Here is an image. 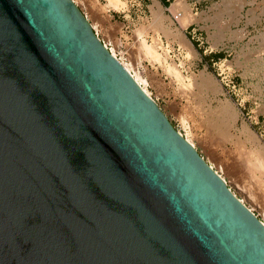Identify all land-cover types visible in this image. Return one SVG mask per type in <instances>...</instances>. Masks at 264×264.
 Instances as JSON below:
<instances>
[{
	"label": "water",
	"instance_id": "1",
	"mask_svg": "<svg viewBox=\"0 0 264 264\" xmlns=\"http://www.w3.org/2000/svg\"><path fill=\"white\" fill-rule=\"evenodd\" d=\"M0 264H264V222L75 0H0Z\"/></svg>",
	"mask_w": 264,
	"mask_h": 264
},
{
	"label": "rangeland",
	"instance_id": "2",
	"mask_svg": "<svg viewBox=\"0 0 264 264\" xmlns=\"http://www.w3.org/2000/svg\"><path fill=\"white\" fill-rule=\"evenodd\" d=\"M77 1L85 14H89L93 20H96V17H98L100 22L106 25L109 33L115 40L107 41L109 47L113 48L117 56L127 61L134 72L140 75L151 95L159 102L177 129L185 135L190 133L191 140L195 143L204 158L227 180L233 192L264 221V202L260 198L261 195L252 186L253 179L246 169L248 163L246 162L248 158L247 147H240L239 144H234L231 141H225V143L223 141L219 143L218 141L217 144V141L215 142L212 138H209V134H212L213 131L209 132L206 125L199 128L197 122V119L202 118L201 120H203L205 116L207 118L208 115H211L210 109L216 110L218 108V99H229L239 112V125L247 124L250 130L255 132L264 143V0H248L254 2H247L242 6L243 16L237 24L236 20L230 17L233 12L224 6L227 4L225 1L228 0H224V2L222 0H159L164 4L163 9L164 14L167 16V21H173L169 22L172 28L183 30L190 42L192 41L191 44H193L192 46L196 54L198 53L196 57H187L184 50L178 46V43L168 40L167 35L161 33V43L164 46L166 45V47L169 46L168 53L166 51L168 59L172 62L174 61L184 75H189L192 72L198 74L201 72L200 70H206L213 79L217 80L216 82L222 85L223 93L208 90L203 94L200 93L202 96L199 93V95L195 94L196 88H194L193 92L189 91L187 99L181 96L180 91H177L180 90L178 82L169 73L167 74L164 67L158 63H152V61L142 56L141 49H138L140 46L137 41L139 39L136 36L137 29H142L144 33L146 30L148 35L146 33L145 35L150 41L153 40V36L156 34V30L151 22V6H146L152 0H145V6L139 11L135 10L134 14L130 12L132 17L129 16L128 18L134 20L133 22L136 24L141 22L140 26L137 24L136 28V24H132L125 27L124 31L121 29L119 31L110 26V21L104 18L105 15L100 9H97L98 0ZM99 1L102 3L106 2L105 0ZM172 5L173 12L179 20L172 15ZM215 5H219L220 7L218 8ZM211 6L212 8H210ZM221 7H224L225 10ZM221 13L223 14L221 15ZM111 14L118 21H125L126 16H124L123 11H112ZM126 14H129V12ZM168 17L170 18L169 20ZM95 25L99 31V25ZM227 25L229 26L227 27ZM241 27H244V30L247 32L244 38L240 39L239 36H236L231 39V30ZM220 32L226 38L213 48L211 34L218 35ZM121 33L123 34L122 36ZM261 34H263L262 38ZM105 37H108L107 33ZM216 54L219 56H216ZM209 80L211 84L214 81L211 78ZM200 104L203 105L201 106ZM203 111H207L208 115H206L207 112L204 114ZM193 112L194 114H192ZM201 115L202 117L200 118ZM184 117L188 122L187 124L183 121ZM245 156L247 157L245 158Z\"/></svg>",
	"mask_w": 264,
	"mask_h": 264
},
{
	"label": "bare ground",
	"instance_id": "3",
	"mask_svg": "<svg viewBox=\"0 0 264 264\" xmlns=\"http://www.w3.org/2000/svg\"><path fill=\"white\" fill-rule=\"evenodd\" d=\"M105 3H102L98 0V8L102 11V13L105 15V17H108L112 11H123L128 13L129 12V2L128 0H105ZM224 2V0H222ZM221 1V2H222ZM154 4H150V11L152 12V18H151V22H152V26H154L155 30H156V34H154L155 36H153V40L150 41L147 36L145 35V33L142 31V29H137V33L136 36L138 37L139 40H137L139 42V46L138 49H141L142 52V56L146 57L147 59H149L150 61H152V63L154 64H160L164 67V69L166 70L167 74L169 73V75H171L177 82L179 85V89L177 90L178 92H181V96H183L184 98L187 97L189 91L193 92V89L196 88V92L197 93H204L208 90H213L216 91V93H220L222 92V85L218 82H216V79H213V77L210 75V73H208L206 70H200L201 72L197 73H190L189 75H184L179 68L177 67V65L174 63V61H170L167 57L166 51L168 53V47H166V45L164 46L161 43V39H160V35L161 33H165L167 35V37L169 38L168 40L173 41L178 43V46L181 47L184 52L186 53L187 57H196V51L193 48V44H191L190 40L187 38L185 32L183 30H178V29H174L172 28V26L170 25L171 22H173L172 20L170 21L169 17L167 21V16L164 14V9L162 7V5L160 4V2L158 0H153ZM227 2L226 5V9L231 10V12H233L230 17H233L234 20H236V24L237 22H239L243 16L242 11L243 8L242 6L245 5V3L250 2L253 3L254 1H248V0H228L225 1ZM97 4H95L97 6ZM215 4V3H214ZM219 4V2H218ZM220 5V4H219ZM216 6V7H220V6ZM215 7V8H216ZM241 7V8H240ZM212 8V6L210 7ZM222 8V7H221ZM224 8V7H223ZM222 8V9H223ZM252 9V8H251ZM213 10V9H212ZM225 10V8H224ZM221 10V11H224ZM218 11V10H217ZM171 12L172 15L176 18V14L173 12V5L171 6ZM205 12V11H204ZM214 13V12H213ZM223 13H221L222 15ZM87 16V15H86ZM169 16V15H168ZM88 17V16H87ZM211 17V16H210ZM203 18V16H202ZM200 18V19H202ZM256 18V17H255ZM231 19V20H233ZM179 20V19H178ZM218 20V19H217ZM249 20V19H248ZM91 21V20H90ZM170 22V23H169ZM230 22V21H229ZM248 22V21H247ZM251 22V21H250ZM217 23V22H216ZM228 23V21H227ZM234 24V23H233ZM93 25V24H92ZM145 25V24H144ZM143 25V26H144ZM94 26V25H93ZM140 26V25H139ZM149 26V25H147ZM229 25H227L228 27ZM146 27V26H145ZM143 28V27H142ZM227 29V28H226ZM237 29V28H236ZM231 30V36L230 38L232 39L233 37L239 36L240 39L244 38V36L246 35V30H244V27L239 28L237 30ZM96 30V29H95ZM148 31V29H147ZM153 32V31H152ZM260 33V32H259ZM264 33V32H263ZM147 34V33H146ZM209 34V33H208ZM99 35V34H98ZM135 35V34H134ZM148 35V34H147ZM261 38L263 37V34H261ZM135 36V37H136ZM128 37V35H127ZM226 37L224 35L221 34V32L218 35H215L214 33L211 34V39H212V45L213 48L218 46L221 42H223V40ZM229 38V39H230ZM137 39V38H136ZM263 40V39H262ZM134 41V40H133ZM136 41V40H135ZM105 43V42H104ZM132 43V42H131ZM262 43V42H261ZM106 44V43H105ZM169 44V43H168ZM108 46V44H106ZM125 45V44H124ZM135 47V46H134ZM132 47V48H134ZM178 47V48H179ZM108 48L111 50V52L117 57L116 52L114 51L113 48L109 47ZM243 48V47H242ZM134 50V49H133ZM136 50V49H135ZM197 50V49H196ZM198 51V50H197ZM232 51V50H231ZM243 55V54H242ZM247 55V54H246ZM245 55V56H246ZM185 56V55H184ZM138 57V56H137ZM140 58V56H139ZM143 58V57H142ZM244 58V57H243ZM120 61L124 64V66L132 73V75L134 76V78L138 81V83L146 90V92L148 94L151 95L150 91L148 90V88L145 85L144 80L140 77L139 74H137L136 72H134V70L132 69L131 65L125 61L124 59L119 58ZM140 62V60H139ZM245 64V63H243ZM140 65V64H139ZM226 65V64H225ZM241 65V64H240ZM157 66V65H156ZM145 67V66H144ZM231 67V66H230ZM205 68V67H204ZM188 69V68H187ZM139 71V70H138ZM209 78H211V80H214L213 83H210ZM173 81V79H171ZM209 80V83H208ZM215 84V86H214ZM177 85V87H178ZM212 88V89H211ZM195 91V90H194ZM191 92V93H192ZM223 93V92H222ZM198 94V95H199ZM200 94V95H202ZM190 95V94H189ZM152 96V95H151ZM193 96V95H192ZM203 96V95H202ZM200 97V96H199ZM228 97V96H227ZM194 98V97H193ZM211 98V97H210ZM187 99V98H186ZM190 99V98H189ZM200 99H202L200 97ZM204 99V98H203ZM209 99V98H208ZM205 100V99H204ZM219 100V105H218V110L216 109H210V111L212 112L211 115H208L207 111H203L204 114L205 112H207L205 118H203V120H201L202 115L200 116L201 119H197L199 128L202 126L206 125V128L209 130V132L213 131L215 133L212 132V134H209V138H212L215 142L218 141L220 143V141H223V143H225V141H231L234 142V144H239L240 147H247V155L248 158L245 160L247 163L246 169L248 170V173L251 174V178L253 179V187L256 191H258V194L261 195V199L264 202V143L260 140V137L253 131L250 130L249 126L247 124H243V125H239V112L237 110V107H235L233 105V103L229 100V99H218ZM191 101V100H190ZM205 102V101H204ZM188 103V102H187ZM196 103V102H195ZM194 103V104H195ZM207 103V102H206ZM210 103V102H209ZM190 105V104H189ZM193 105V104H192ZM201 105V104H200ZM203 105V104H202ZM201 105V106H202ZM210 105V104H209ZM196 106V105H195ZM259 106V105H258ZM187 107V106H186ZM197 107V106H196ZM204 107V106H203ZM207 107V106H206ZM189 108V107H188ZM258 108V107H257ZM198 109V108H197ZM196 109V110H197ZM264 109V108H263ZM188 110V109H187ZM190 110V109H189ZM201 110V109H200ZM191 111V110H190ZM209 111V113H210ZM218 111V112H217ZM186 112V110H185ZM202 112V111H201ZM183 113V112H182ZM219 113V114H218ZM191 114V113H188ZM194 114V112L192 113ZM191 114V115H192ZM200 115V114H198ZM183 116V115H182ZM185 116V115H184ZM193 117V116H192ZM199 117V116H198ZM190 118V117H189ZM183 121L185 124H187L188 122L185 120V117L183 118ZM193 121V120H192ZM198 128V129H199ZM179 130V129H178ZM180 131V130H179ZM189 131V130H188ZM181 132V131H180ZM190 132V131H189ZM207 132V133H209ZM236 132V133H235ZM190 134V133H189ZM189 134H184V136H186V138L195 145V143L191 140L192 137H190ZM205 135V134H204ZM205 138V137H204ZM208 139V138H207ZM212 141V140H211ZM213 142V141H212ZM222 143V142H221ZM222 143V144H223ZM210 144V143H209ZM214 145V144H213ZM225 145V144H224ZM196 146V145H195ZM217 146V145H216ZM226 147V146H225ZM239 149V148H238ZM241 149V148H240ZM230 150V149H229ZM244 150V149H243ZM246 151V150H244ZM224 153V152H223ZM228 153V152H226ZM245 153V152H244ZM246 154V153H245ZM240 155V154H239ZM244 157V155H243ZM241 156V158H243ZM247 156H245L246 158ZM242 160V159H240ZM245 163V162H244ZM243 163V164H244ZM246 164V163H245ZM212 167L213 165L210 164ZM243 166V165H242ZM214 168V167H213ZM244 170V169H243ZM217 171V170H216ZM218 172V171H217ZM219 173V172H218ZM220 174V173H219ZM238 174V173H237ZM221 175V174H220ZM222 176V175H221ZM223 177V176H222ZM224 178V177H223ZM225 179V178H224ZM226 180V179H225ZM251 180V179H250ZM227 181V180H226ZM251 181V182H252ZM250 182V181H249ZM249 184V183H248ZM251 185V184H250ZM251 189V187H250ZM251 192V191H250ZM242 200V199H241ZM244 202V201H243ZM245 203V202H244ZM250 208V207H249ZM252 210V209H251ZM262 220V219H261ZM263 221V220H262ZM264 222V221H263Z\"/></svg>",
	"mask_w": 264,
	"mask_h": 264
},
{
	"label": "crops",
	"instance_id": "4",
	"mask_svg": "<svg viewBox=\"0 0 264 264\" xmlns=\"http://www.w3.org/2000/svg\"><path fill=\"white\" fill-rule=\"evenodd\" d=\"M76 2H78L77 0H75ZM159 1V0H158ZM128 2H129V14H126L125 12H123L124 13V16H126L125 17V21L124 22H121V21H118L116 18H115V16L114 15H112V14H110L109 16H108V18H106V17H104L105 19H107V20H109L110 21V23H111V27L112 28H115V29H117V30H119V31H124V28L125 27H128V26H131L132 24L134 25V24H136V23H134L133 21L134 20H130V18H128L129 16L130 17H132V14H134L136 11L135 10H140L141 8H143L145 5V3H146V1L145 0H128ZM160 2V4L163 6L164 4H162V1H159ZM150 4H154V2H153V0L151 1V3ZM150 4H146V6H150ZM163 8H164V6H163ZM150 9H152V8H150ZM133 10V11H132ZM152 11V10H151ZM130 12L132 13V14H130ZM151 14H152V12H151ZM86 15L88 16V18L91 20V22H92V24L94 25V28L96 29V31H97V33L99 34V36L102 38V40L106 43V44H108V46H109V43H107V41L109 42V41H115L114 40V38H112V36H111V34L109 33V30L106 28V25H104V23L103 22H100V19L98 18V17H96V20H93L91 17H90V15L89 14H87L86 13ZM133 19V18H132ZM140 23L141 22H138L137 24H139L140 25ZM95 24H98L99 25V31L97 30V28H96V25ZM137 24H136V28H137ZM121 29V30H120ZM106 33H107V35H108V37H105V35H106ZM123 34L121 33V36H122Z\"/></svg>",
	"mask_w": 264,
	"mask_h": 264
},
{
	"label": "trees",
	"instance_id": "5",
	"mask_svg": "<svg viewBox=\"0 0 264 264\" xmlns=\"http://www.w3.org/2000/svg\"><path fill=\"white\" fill-rule=\"evenodd\" d=\"M164 3H165V1H164ZM216 56H219L218 54H216Z\"/></svg>",
	"mask_w": 264,
	"mask_h": 264
}]
</instances>
